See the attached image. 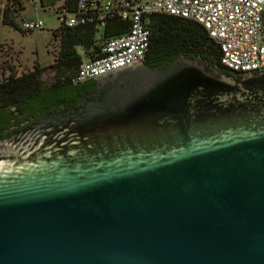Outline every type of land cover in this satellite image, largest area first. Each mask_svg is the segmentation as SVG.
Returning <instances> with one entry per match:
<instances>
[{"label": "water", "instance_id": "water-1", "mask_svg": "<svg viewBox=\"0 0 264 264\" xmlns=\"http://www.w3.org/2000/svg\"><path fill=\"white\" fill-rule=\"evenodd\" d=\"M181 54L0 111V264H264V70Z\"/></svg>", "mask_w": 264, "mask_h": 264}, {"label": "built area", "instance_id": "built-area-1", "mask_svg": "<svg viewBox=\"0 0 264 264\" xmlns=\"http://www.w3.org/2000/svg\"><path fill=\"white\" fill-rule=\"evenodd\" d=\"M54 13L63 27L93 24L96 38L108 20L127 24L124 33L102 41L93 58L80 62L69 78L71 84L143 63L152 18L158 15L182 18L202 27L218 49L219 65L227 71L264 70V0H75L72 12L57 2ZM20 29L39 30L41 23L24 21Z\"/></svg>", "mask_w": 264, "mask_h": 264}, {"label": "trees", "instance_id": "trees-1", "mask_svg": "<svg viewBox=\"0 0 264 264\" xmlns=\"http://www.w3.org/2000/svg\"><path fill=\"white\" fill-rule=\"evenodd\" d=\"M2 1L4 3L0 10V23L16 28L11 13L22 10L21 2L18 0ZM74 1L38 0V6L40 9L46 10L56 5L57 2H61L62 7L68 12H72ZM126 28V22L111 19L106 22L99 37L96 38V29L91 23L71 28L58 25L51 32V35L58 39V49L51 64L40 68L33 66L30 72L19 76L8 75L7 78L0 81V111L29 103L39 92L42 94L69 84L75 86L89 81L71 84L69 78L76 71L82 61L81 58L84 60L93 58L98 51L99 43L124 33ZM77 48L81 50L82 56L77 53ZM181 54H199L209 57L214 61L213 68L229 72L219 65L216 45L198 24L173 16H154L143 62ZM45 70L53 73V77L48 83L40 79L41 73Z\"/></svg>", "mask_w": 264, "mask_h": 264}, {"label": "rangeland", "instance_id": "rangeland-1", "mask_svg": "<svg viewBox=\"0 0 264 264\" xmlns=\"http://www.w3.org/2000/svg\"><path fill=\"white\" fill-rule=\"evenodd\" d=\"M22 10L11 13L16 28L0 23V81L8 75L18 76L31 71L33 66L45 67L52 63L58 49V39L51 32L59 25L55 15V5L42 10L37 0L28 3L20 0ZM0 0V10L3 5ZM24 21H39L41 29L24 32L20 29ZM77 53L82 56L80 49ZM84 60L83 58H81ZM40 79L49 82L52 72L45 70Z\"/></svg>", "mask_w": 264, "mask_h": 264}, {"label": "flooded vegetation", "instance_id": "flooded-vegetation-1", "mask_svg": "<svg viewBox=\"0 0 264 264\" xmlns=\"http://www.w3.org/2000/svg\"><path fill=\"white\" fill-rule=\"evenodd\" d=\"M30 72V71H29ZM20 75H22V74H20ZM19 76V75H18ZM52 77H53V73H52ZM50 82V81H49ZM48 83V82H47ZM11 108V107H10Z\"/></svg>", "mask_w": 264, "mask_h": 264}]
</instances>
